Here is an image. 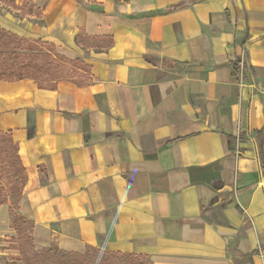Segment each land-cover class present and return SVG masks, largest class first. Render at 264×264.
Wrapping results in <instances>:
<instances>
[{
    "label": "crops",
    "instance_id": "obj_1",
    "mask_svg": "<svg viewBox=\"0 0 264 264\" xmlns=\"http://www.w3.org/2000/svg\"><path fill=\"white\" fill-rule=\"evenodd\" d=\"M8 1L32 13L0 3L5 29L90 66L52 90L0 81L34 249L264 264V0ZM12 200L0 259L19 254Z\"/></svg>",
    "mask_w": 264,
    "mask_h": 264
},
{
    "label": "trees",
    "instance_id": "obj_2",
    "mask_svg": "<svg viewBox=\"0 0 264 264\" xmlns=\"http://www.w3.org/2000/svg\"><path fill=\"white\" fill-rule=\"evenodd\" d=\"M23 13H32L26 4L16 5L8 0H0ZM37 12V10H36ZM98 39V40H97ZM103 37L86 36L82 30L76 38L78 44L85 46L109 45L99 42ZM96 41V42H95ZM98 41V42H97ZM234 71L239 64L235 61ZM90 66L80 59H69L56 52L55 45L42 39H26L0 26V81L32 79L38 88L55 89L60 80H72L74 83H88ZM229 139L231 136L228 137ZM264 166V158L261 160ZM25 170L21 165L18 145L11 139L10 132L0 131V205L6 202L7 195L13 200L10 207L11 223L16 230L20 254L13 257L15 264H89L87 259L94 253H100L95 264H151L146 255L134 253L100 251L86 246L83 253L69 252L54 248L34 249L31 239L33 223L18 216L15 212L17 201L25 182Z\"/></svg>",
    "mask_w": 264,
    "mask_h": 264
},
{
    "label": "rangeland",
    "instance_id": "obj_3",
    "mask_svg": "<svg viewBox=\"0 0 264 264\" xmlns=\"http://www.w3.org/2000/svg\"><path fill=\"white\" fill-rule=\"evenodd\" d=\"M10 2V1H9ZM2 7H4V8H6V9H11L12 7L11 6H9V5H7V4H2L1 5ZM0 9H1V7H0ZM11 10H14V8H12ZM2 10H0V12H1ZM4 14V13H3ZM3 25H4V22H3V20H1L0 19V26L2 27V28H4L3 27ZM9 31H11V30H9ZM11 32H13V31H11ZM13 33H15V32H13ZM15 34H17V33H15ZM18 36H20V37H22V38H26V39H38V38H31V37H25V36H23V35H19V34H17ZM40 39V38H39ZM45 41V40H44ZM16 238V237H15ZM16 241V240H15ZM18 241H16V244H15V246L17 247V250L19 251V249H18ZM19 254H20V252H19ZM18 254V255H19ZM18 255H16V256H18ZM100 256H101V254L100 253H93L88 259H87V262L89 263V264H95V262L100 258ZM15 257V256H14ZM16 262H15V259L13 258V256L12 257H10V256H6L5 254H3V257L0 259V264H15Z\"/></svg>",
    "mask_w": 264,
    "mask_h": 264
}]
</instances>
